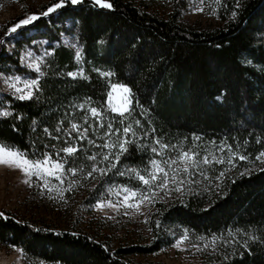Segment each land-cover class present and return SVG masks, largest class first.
Listing matches in <instances>:
<instances>
[{
  "label": "trees",
  "instance_id": "obj_1",
  "mask_svg": "<svg viewBox=\"0 0 264 264\" xmlns=\"http://www.w3.org/2000/svg\"><path fill=\"white\" fill-rule=\"evenodd\" d=\"M58 2L15 32L11 51L0 45V80L2 75L32 74L19 56L34 41H45L51 50L40 74H32L39 84L32 99L0 94V113H10L0 115V145L29 159L69 145L79 147L74 156L61 157L65 169L79 170L86 207L111 188L143 190L130 170L147 176L151 161L164 154L223 149L225 177L211 194L156 204L147 245L112 249L84 234L3 213L0 246L44 264H136L128 259L158 254L187 234L218 249L206 264H264V157L256 159L264 153V0H219L221 25L206 29L182 20L188 0H172L165 17L152 14L144 0H107L111 8L95 0H65L63 7L43 15ZM63 35L79 45V60L63 44ZM76 72L82 75H68ZM114 84L130 90L124 115L109 106ZM91 108L101 116L93 118ZM109 123L114 134L106 136ZM73 124L81 131L89 129L85 140H76V132L69 139ZM128 126L131 131L125 135ZM118 138L133 143L126 145L128 151L115 168L89 177L94 166L111 167L110 154L117 149L103 145ZM233 153L234 166L228 162ZM92 155L95 161L89 159ZM105 155L109 161L103 160Z\"/></svg>",
  "mask_w": 264,
  "mask_h": 264
},
{
  "label": "rangeland",
  "instance_id": "obj_2",
  "mask_svg": "<svg viewBox=\"0 0 264 264\" xmlns=\"http://www.w3.org/2000/svg\"><path fill=\"white\" fill-rule=\"evenodd\" d=\"M53 1L0 0V45H4L11 51L13 44L10 39L15 35V33L10 32L11 28L29 16L41 15L44 8ZM134 1L139 2L140 0ZM144 2L149 4L148 10L159 17H165L172 6V0H144ZM218 6L219 0H188L187 8L182 14V20L188 25L205 29L218 27L221 25L217 17ZM61 40L64 45L74 51L76 59L79 60L81 49L75 39L72 36L63 35ZM50 54L51 50L48 49L45 41H34L31 47H26L20 51L21 66L29 73L39 75L40 71H35L34 65L39 64L41 68ZM32 74L2 75L0 94H9L20 99L22 93L12 88L11 84L16 83L17 88L23 89L24 93H27L29 89L25 88V81H38V78ZM76 74H81V72H76ZM17 78H19L18 81ZM124 87L119 84L111 86L108 102L112 110L121 108L125 103L130 106V93L124 92ZM34 90L35 87L31 89L32 93ZM5 112L7 113V110L3 109L2 113ZM192 152L197 154L196 159L200 163L195 168L190 169L189 173L181 172L178 176V179L185 181L181 185L183 190L180 192L172 190L167 194L164 191H158L155 201L141 204L139 211L136 208H127L123 205H118L117 209L112 207L98 209L96 205L99 202L106 203L111 200L113 204H117L125 195L123 192L120 195H114L109 189L94 205L84 206L87 190L85 184L80 182L77 174L73 176L71 173H67L63 177V184L49 177L50 187L53 188L52 191H49L42 187L43 181L38 180L35 176H26L16 168L0 164V213H8L19 221L42 225L56 231L84 234L112 249L147 245L151 236L149 223L156 211V204H170L194 195L211 194L225 177L222 169H226L227 163L221 151L217 150L207 154L197 152V150ZM161 156L157 160L162 162L178 157L165 154ZM205 157H208L210 161L207 164L203 163ZM220 159H223L224 163L217 162ZM179 166L182 167V165ZM173 167H177V165ZM151 171L150 163L148 173ZM221 172L224 173L223 176H220ZM25 180H30V184L25 183ZM169 187L174 189V185L171 183ZM56 189L65 190L63 198L60 197ZM111 189L119 190L121 188ZM145 190L146 186L141 191ZM129 203L135 204L136 199L130 200ZM184 236L185 234H180L171 248L158 254L146 257H130L128 260L136 264H206L209 257L217 255L218 249L213 243L195 240L188 235V239L183 240L180 247H176L175 245ZM0 264L44 263L28 259L20 250L0 246Z\"/></svg>",
  "mask_w": 264,
  "mask_h": 264
},
{
  "label": "snow or ice",
  "instance_id": "obj_3",
  "mask_svg": "<svg viewBox=\"0 0 264 264\" xmlns=\"http://www.w3.org/2000/svg\"><path fill=\"white\" fill-rule=\"evenodd\" d=\"M72 4H78L81 2V0H70ZM65 4V0H59L58 3H56L53 7L49 8L47 12H45L43 15H48L51 12L56 11L57 9L63 7ZM95 4L104 7V8H111L112 5L111 3L107 2V0H95ZM39 17L36 15L29 16L25 18L24 20L20 21L17 23L15 26H13L10 30L11 33H15L18 31V29L31 24L33 21L38 19ZM35 71L39 72L40 71V66L39 64L34 65ZM69 76H72L73 78L76 77V73H68ZM82 75V73H81ZM19 78H17V81ZM11 87L14 88L17 92L22 93L20 95L21 100H26V99H32L33 93L31 91L32 88H37L39 87L38 81L37 80H31V81H25V88L29 89L27 93H24L23 89L17 88L16 83H12ZM115 87V86H114ZM124 92L130 93V90L126 87H124ZM129 110V106L127 103H125L121 108H114L113 111L119 112L121 115H124L125 112ZM91 115L93 118H98L101 116V113L96 109V108H91L90 109ZM10 113H0V115H9ZM87 123V121H85ZM139 121H137V124ZM100 127H105V125L100 122L99 123ZM107 131L105 133L106 136H111L114 133L111 131L112 130V125L109 123L107 125ZM89 129L87 127L83 128L81 131V128L77 124H73L71 126V130L69 131V139H72V132H76L77 135L75 137L76 140H85L87 138ZM119 130H117L118 132ZM131 131V126L125 127L123 129V132L125 135H127ZM132 135L135 136V133L132 132ZM56 139H59V137H56ZM90 143L94 144V141H89ZM65 143H68V141H65ZM133 143V141L128 140V139H123L118 140L116 142H109L105 143L103 147L105 148H115L117 151L113 154L114 156V161H110L111 167L108 169H102V168H97L93 167L91 171L88 172V176L91 177L94 172H99L100 174H106L107 171H110L111 168H115L116 164L119 163V158L120 155H122L124 152L128 151V148L126 145ZM159 143V141H157ZM162 148H167L168 145H162ZM80 151V148L74 145H69L67 147L61 148L58 152L55 153H43L41 158L38 159H29L27 154L20 152L19 150H12L6 145H0V164L16 168L23 172L26 176H35L38 180L43 181L42 187L52 191L53 188L50 187V181L49 177L59 181L60 184L64 183L63 177L67 173H71V175L75 176L77 172L79 171L76 168H68L65 169V162L63 160V157H61V153L65 154L67 157L74 156L77 152ZM153 152H156L157 149L153 148ZM223 151V149H221ZM229 152H231V149H229ZM110 155H105L103 157L104 161H109L110 160ZM53 156L56 158L54 159ZM197 154L195 152H189V151H183L179 154V156L176 159H170L166 161H160V160H153L151 161V167L152 171L145 175H140L136 170L132 169L130 170L133 174L137 176V178L143 183V185L146 186L145 191H134L128 188H121L119 190H113L109 189L110 192H112L114 195H120L121 192H123L125 195L123 196V199L118 201L117 204H113L111 200L105 202H99L96 207L98 209H103L105 207H112L113 209H117L118 205H123L126 206L127 208H136L137 211H139V207L141 204L147 202V203H153L158 195V191H164L165 194L168 192L175 190L177 192L182 191L181 185L185 183L183 179H178V176L180 175L181 172L183 173H189L190 169L195 168L200 161L196 159ZM235 157V154L233 153L232 155L229 156V164L234 166L233 159ZM261 157H264V153L260 154V157H257V160H260ZM90 160L95 161L97 157L95 155H92L89 157ZM239 159L244 160L246 159L245 156H239ZM208 157H205L203 159V163L207 164L209 163ZM217 162L219 163H224L223 159L218 160ZM264 162V161H261ZM174 165H177V167H173ZM179 165H182L179 166ZM123 175L124 173H120ZM243 175V173H241ZM224 173L221 172L220 176H223ZM25 183L30 184V180H25ZM170 183L174 185V189L170 188L169 185ZM60 197L63 198V192L65 191L64 189H56ZM136 199V203H129L130 200ZM127 214V213H125ZM0 216H3V213H0ZM188 236L185 234L183 239L179 241L175 246L180 247V244L183 243V240H187ZM214 242V241H213ZM207 247V245H205Z\"/></svg>",
  "mask_w": 264,
  "mask_h": 264
}]
</instances>
